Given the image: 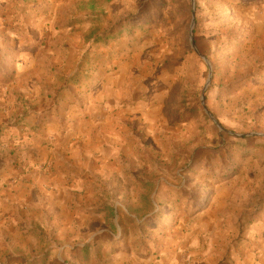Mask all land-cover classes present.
I'll use <instances>...</instances> for the list:
<instances>
[{"label": "rangeland", "instance_id": "obj_1", "mask_svg": "<svg viewBox=\"0 0 264 264\" xmlns=\"http://www.w3.org/2000/svg\"><path fill=\"white\" fill-rule=\"evenodd\" d=\"M46 136L130 210L78 264H264V0H0V176ZM38 175L0 186V264L42 235Z\"/></svg>", "mask_w": 264, "mask_h": 264}, {"label": "crops", "instance_id": "obj_2", "mask_svg": "<svg viewBox=\"0 0 264 264\" xmlns=\"http://www.w3.org/2000/svg\"><path fill=\"white\" fill-rule=\"evenodd\" d=\"M87 121L89 122V119ZM86 124L83 125L79 121L72 133L67 132L62 138L58 137L54 150L61 148V153L71 152L70 149L76 142H83L86 138ZM48 136L42 138V143L31 142L29 146L24 147L23 150H26V153H22L23 157L18 160L19 166L14 167L10 175L0 176V186L14 183L9 188L10 190L25 186L34 187V184L38 183L32 179L33 174H40L42 176L41 183H43L40 186L36 185L41 190L43 198L41 200V220H34L35 226H41L42 235L41 237H32L36 248L17 245L15 248L19 247V249L6 254L7 257H3L2 260L9 262L8 264H78L81 250L83 251V247L87 244L91 247L94 245L107 246L112 242L124 244L129 240V237L123 236L109 238L108 232V230L119 231V229L125 228L123 221L116 223L114 219L116 215L122 220L124 216H129L128 206L121 204L123 196L118 199L121 201L117 200L111 204V202L107 203L105 199L107 198L106 191L104 192L96 185L95 187L92 185L86 187L84 183L91 182L88 178H93L89 162L79 163L80 173L77 174L73 173L74 163L68 157L63 161L64 163L54 159L52 155L44 157L40 155L39 157L40 150L46 148V146L42 147V144L45 139H49ZM50 152H53V149H50ZM25 154L28 156L26 157ZM31 154L34 156H30ZM83 170L88 171L83 172ZM32 181L34 184L31 185ZM5 192L6 189H0V196ZM125 192L123 191L122 195ZM99 233L104 234L99 236ZM87 234L89 236L85 237ZM127 258H129L127 264H149L151 260L149 258L141 259L132 254ZM111 260L112 262L109 264H118L116 255Z\"/></svg>", "mask_w": 264, "mask_h": 264}, {"label": "trees", "instance_id": "obj_3", "mask_svg": "<svg viewBox=\"0 0 264 264\" xmlns=\"http://www.w3.org/2000/svg\"><path fill=\"white\" fill-rule=\"evenodd\" d=\"M109 36H111V35H109ZM194 116V115H193Z\"/></svg>", "mask_w": 264, "mask_h": 264}]
</instances>
